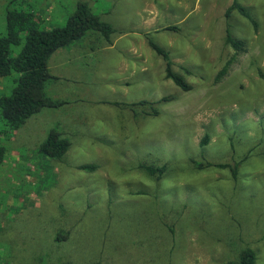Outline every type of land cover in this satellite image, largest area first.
Here are the masks:
<instances>
[{
	"label": "rangeland",
	"instance_id": "374dc122",
	"mask_svg": "<svg viewBox=\"0 0 264 264\" xmlns=\"http://www.w3.org/2000/svg\"><path fill=\"white\" fill-rule=\"evenodd\" d=\"M233 1L0 0V37L8 9L32 7L49 30L79 2L116 30L112 44L84 37L116 48L83 67L80 104L16 130L0 111V264H227L247 247L264 264V0H239L257 29L226 17ZM147 34L190 91L166 78ZM17 77L0 79V99ZM51 132L71 143L61 161L39 153Z\"/></svg>",
	"mask_w": 264,
	"mask_h": 264
},
{
	"label": "trees",
	"instance_id": "16d2710c",
	"mask_svg": "<svg viewBox=\"0 0 264 264\" xmlns=\"http://www.w3.org/2000/svg\"><path fill=\"white\" fill-rule=\"evenodd\" d=\"M232 12H237L251 22L257 29L258 23L250 11L239 0H234L226 12L230 17ZM7 34L0 37V79L17 75L15 86L9 96L0 99V111L8 126L16 130L21 128L34 115L44 109L60 108L67 104L65 101L53 100L47 95L46 85L52 79L49 71V60L59 49L73 45L88 34H99L107 43L112 44L116 30L110 23L94 14L87 2H79L75 12L69 17L62 27L45 29L42 27L40 17L32 7L23 10L8 9L6 12ZM167 30H176L167 28ZM24 36V41H23ZM150 47L163 58L166 63V78L172 80L179 88L190 91L192 86L185 77L174 71V63L170 53L156 44L147 34ZM227 43L237 52L243 51L244 42L227 34ZM21 52L16 57H11V48L22 45ZM228 64L219 74V78L228 71ZM188 72V71H187ZM146 102L140 103V105ZM206 136L203 145L207 144ZM71 143L57 132H51L47 139L40 144L39 153L52 160L61 161L68 153ZM6 149L0 146V165L6 157ZM213 166L208 164L207 167ZM218 168H229L228 164H218ZM97 165L79 166L83 171H95ZM204 168L200 165V169ZM149 175H158L162 178L166 168L142 166ZM93 264H106L97 261ZM227 264H257V252L252 248H244L237 260Z\"/></svg>",
	"mask_w": 264,
	"mask_h": 264
},
{
	"label": "crops",
	"instance_id": "0c3cea01",
	"mask_svg": "<svg viewBox=\"0 0 264 264\" xmlns=\"http://www.w3.org/2000/svg\"><path fill=\"white\" fill-rule=\"evenodd\" d=\"M92 37L94 38L97 36L93 35ZM84 39L83 37L73 45L59 49L49 60V71L52 79L47 83L46 92L52 99L68 101L71 106L80 104H72V101L73 99L81 97L80 87H84V85L81 84L80 76L83 67L90 65L91 61H94L96 58L102 66L107 64V61L110 59V51L116 48L115 42L113 45L104 43V47L100 49L102 42L98 41L92 44L90 49H88L87 42ZM71 109L72 108H69L67 111ZM45 110L46 109L36 114L37 117L42 118L43 121H47Z\"/></svg>",
	"mask_w": 264,
	"mask_h": 264
}]
</instances>
